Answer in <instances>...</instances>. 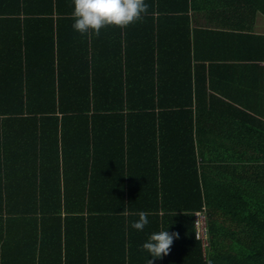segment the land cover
Wrapping results in <instances>:
<instances>
[{"label":"trees","instance_id":"trees-1","mask_svg":"<svg viewBox=\"0 0 264 264\" xmlns=\"http://www.w3.org/2000/svg\"><path fill=\"white\" fill-rule=\"evenodd\" d=\"M197 1L145 0V60L134 69L126 28L81 36L73 0H0V16L13 18L1 24L0 133L15 143L16 124L27 141L34 123L48 130L45 162L4 167L13 183L0 211L24 213L28 224V200L44 209L57 246L45 264H147L142 245L162 230L178 234L177 255L154 264H264V124L194 77L181 30L170 49L161 40V20L187 18ZM203 208L207 261L194 233ZM141 211L149 223L137 231Z\"/></svg>","mask_w":264,"mask_h":264},{"label":"crops","instance_id":"crops-1","mask_svg":"<svg viewBox=\"0 0 264 264\" xmlns=\"http://www.w3.org/2000/svg\"><path fill=\"white\" fill-rule=\"evenodd\" d=\"M211 1H213L211 5L214 10H207V2L198 0L195 3L197 9L195 6L192 8L190 6L188 13L184 15L187 18H181L178 14L163 18L160 26L163 30L161 40L166 43V48L170 49L178 41V38L174 36L175 33L181 30L190 41L191 67L189 70L194 77L204 75L209 93H214L222 99L232 94V97L227 98L230 99L229 101L264 124V10L262 1ZM144 18L134 23V26H130L132 28L127 27L130 29L126 28V32L122 33L124 40L128 37L127 35L133 36L134 58L130 60L128 66L134 69L143 65L145 60V58L141 60L143 54L141 47L144 39L142 34L146 30V27L142 26ZM11 19L13 18L0 16V26L1 24L8 26ZM4 26L0 27V53L2 54L8 53L9 50V28L5 29ZM11 28L14 30L12 25ZM101 31L109 32V28ZM184 49L187 51L186 39H184ZM211 87L214 89L211 90ZM215 87L218 88L215 89ZM12 127L17 137L15 143L9 136L4 137V129L0 133V167H2L0 200L12 194L6 185L13 183L12 175L4 172V167L12 171L17 167L23 169L35 164L39 166L46 161L45 137L48 130L45 120L38 121L37 125L34 123L31 126L33 136L29 141L23 138V135L25 137L29 135L25 128H18L17 124ZM41 133L44 138L43 149ZM225 146L229 145L225 144ZM24 198L26 200L28 196L25 195ZM34 205L32 200H28L26 208L28 224L24 223L26 220L24 213L0 211V264H45L46 253L54 255L57 252L54 241L55 230L50 235L47 233L49 224L43 217L44 209L40 205L38 208ZM61 216H68V212L63 210ZM168 222L173 226L172 219H168ZM198 241L204 261H207V249L203 247L202 241ZM174 255L177 254L174 253L172 245L166 260L174 262ZM51 263L54 264L53 259Z\"/></svg>","mask_w":264,"mask_h":264},{"label":"clouds","instance_id":"clouds-1","mask_svg":"<svg viewBox=\"0 0 264 264\" xmlns=\"http://www.w3.org/2000/svg\"><path fill=\"white\" fill-rule=\"evenodd\" d=\"M73 5L72 28L81 36L86 34L99 36L102 29L109 27L127 28L148 14L145 0H73ZM121 214L127 215V211ZM148 215L147 212H139L138 220L133 222L131 227L143 231L149 223ZM178 238V234H170L167 230L150 234L141 249L148 253V257H152L147 258V264H154L155 260L169 255L174 239Z\"/></svg>","mask_w":264,"mask_h":264},{"label":"built area","instance_id":"built-area-1","mask_svg":"<svg viewBox=\"0 0 264 264\" xmlns=\"http://www.w3.org/2000/svg\"><path fill=\"white\" fill-rule=\"evenodd\" d=\"M194 224L196 238L202 241L203 247L208 250L210 246V234L208 232L209 215L205 208L195 212Z\"/></svg>","mask_w":264,"mask_h":264}]
</instances>
